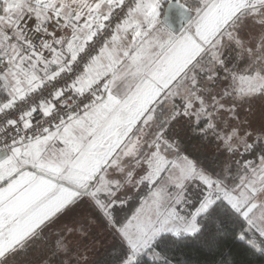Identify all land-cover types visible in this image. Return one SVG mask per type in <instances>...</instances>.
Listing matches in <instances>:
<instances>
[{
    "label": "snow or ice",
    "instance_id": "snow-or-ice-1",
    "mask_svg": "<svg viewBox=\"0 0 264 264\" xmlns=\"http://www.w3.org/2000/svg\"><path fill=\"white\" fill-rule=\"evenodd\" d=\"M97 224L109 264H264V0H0V264H96Z\"/></svg>",
    "mask_w": 264,
    "mask_h": 264
},
{
    "label": "trees",
    "instance_id": "trees-1",
    "mask_svg": "<svg viewBox=\"0 0 264 264\" xmlns=\"http://www.w3.org/2000/svg\"><path fill=\"white\" fill-rule=\"evenodd\" d=\"M185 146L188 151L201 158L211 152V147H205L204 143L197 140L191 133L185 137ZM136 203H130L121 215L130 214L134 211ZM207 234L189 238L175 246L168 253L174 264H262L258 255L247 251L243 246L237 245L230 236L211 242ZM114 246V245H113ZM113 246L101 253L94 261L96 264H109L115 255ZM229 250L231 254L229 255ZM223 254V255H222ZM35 264L41 258V253L34 252L31 255ZM58 264V261H53Z\"/></svg>",
    "mask_w": 264,
    "mask_h": 264
},
{
    "label": "rangeland",
    "instance_id": "rangeland-1",
    "mask_svg": "<svg viewBox=\"0 0 264 264\" xmlns=\"http://www.w3.org/2000/svg\"><path fill=\"white\" fill-rule=\"evenodd\" d=\"M81 244L83 242L81 241ZM115 244L112 236L108 233V231L102 227L101 225L97 224L92 228H89V236L86 242V245L89 251V259L94 261L107 249L112 247Z\"/></svg>",
    "mask_w": 264,
    "mask_h": 264
},
{
    "label": "water",
    "instance_id": "water-1",
    "mask_svg": "<svg viewBox=\"0 0 264 264\" xmlns=\"http://www.w3.org/2000/svg\"><path fill=\"white\" fill-rule=\"evenodd\" d=\"M165 7H167V5ZM172 24L175 29L177 30L180 29V26H181L180 18L178 14L175 12V10H173V13H172Z\"/></svg>",
    "mask_w": 264,
    "mask_h": 264
}]
</instances>
